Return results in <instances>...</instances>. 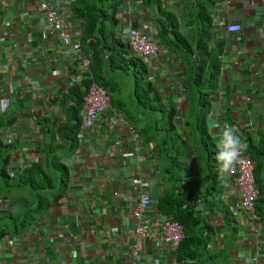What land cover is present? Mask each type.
Returning <instances> with one entry per match:
<instances>
[{"label": "crops", "instance_id": "crops-1", "mask_svg": "<svg viewBox=\"0 0 264 264\" xmlns=\"http://www.w3.org/2000/svg\"><path fill=\"white\" fill-rule=\"evenodd\" d=\"M162 1L179 19L185 36L180 4ZM71 6L62 5L61 15L79 31ZM120 9L117 19L123 34L138 27L156 43L158 56L148 64L150 79L162 96L173 95L181 116L185 107L181 95L184 67L161 42L154 22L156 13L148 11L142 0H123ZM208 14L212 22L210 47L221 52L222 69L220 85L209 98L206 125L221 150L226 125L242 142L246 134L255 137L257 131H264V0H221ZM231 23L241 25L240 33L225 32L224 27ZM44 33L45 21L34 2L0 0V100L20 102L11 108L18 109V119L5 134L18 146L14 156L18 162L36 160L32 153L38 139L36 117L59 111L51 99L60 97L77 77L74 54ZM105 71L107 78L119 76L117 70ZM123 105L117 103L119 108H115L110 104L101 125L80 136L79 149L65 160L69 183L64 197L26 232L0 240V264H183L176 262L167 247L158 249L149 240L138 257L135 255L134 209L140 195L149 193L154 207L145 218L157 231L162 214L156 205L163 185L153 157L154 143L146 144L139 137L142 142L138 146L125 125L109 127V117L121 113ZM245 123L251 128L243 127ZM220 178L227 186L223 199L229 213L216 209L210 222L214 227L211 248L214 257L225 251L228 260L220 258L217 264H264V220L256 232L246 216L233 209L236 193L232 177L221 171ZM134 179H141L148 187L135 188Z\"/></svg>", "mask_w": 264, "mask_h": 264}, {"label": "trees", "instance_id": "trees-1", "mask_svg": "<svg viewBox=\"0 0 264 264\" xmlns=\"http://www.w3.org/2000/svg\"><path fill=\"white\" fill-rule=\"evenodd\" d=\"M220 1L176 0L184 12V36L179 19L166 10V3L142 0L148 11L156 13L154 22L161 42L184 67L181 95L185 107L180 116L181 109L173 95L160 94L150 79L147 62L133 55L125 40L117 19L123 0H74L71 11L79 20L81 49L89 60L90 80L82 82L83 89L74 84L60 97L52 98L51 104H58L59 111L36 117L38 139L33 142L32 151L36 160L18 162L14 157L18 146L5 138L6 131L18 119V109L13 111V107L20 106V102L6 98L7 102L0 105V201L11 203L8 210L0 208V240L26 232L64 197L69 183L65 160L80 147L86 87L95 82L106 91L110 104L112 94L121 95L120 88L115 86L119 83L117 78H107V69L134 78L129 105L121 106V113L116 114L138 130L144 143L155 145L153 157L163 185L156 207L161 214L177 220L184 233L174 259L183 264L228 260L225 251L220 253L221 257H214L211 248L214 227L210 222L216 209L226 214L229 209L223 199L227 186L220 178L221 164L216 158L220 150L206 125L211 110L209 98L220 85L222 69L221 52L210 47L212 22L208 12ZM243 143L255 162L253 177L259 189L255 212L263 221L264 131H257L255 137L246 134Z\"/></svg>", "mask_w": 264, "mask_h": 264}, {"label": "built area", "instance_id": "built-area-1", "mask_svg": "<svg viewBox=\"0 0 264 264\" xmlns=\"http://www.w3.org/2000/svg\"><path fill=\"white\" fill-rule=\"evenodd\" d=\"M37 6L38 13L43 17L46 25V33L44 37H54L62 46L70 49L78 62L77 77L72 83L74 85H82L84 80L90 78L89 74V60L83 54L80 43V28L75 31L73 26L64 22L61 16V6L65 4H73L74 0H31ZM225 32L228 34H238L241 31V25L231 23L225 27ZM125 40L128 41L133 55L141 58L147 64L157 58L159 49L156 43L151 40L150 35L144 29L130 28L125 34ZM90 80V79H89ZM84 85H82L83 89ZM6 103L5 99L0 100L1 103ZM110 110V100L106 91L97 85L95 82H90L86 87L85 95L82 98V119L83 125L80 136L90 132L92 129L101 125L104 119L108 116ZM110 128H115L121 124L129 129V133L134 141L139 146L141 139L138 136V131L130 126L127 121L120 115H113L107 121ZM245 128H251L250 123L243 125ZM229 127L226 125L225 130ZM137 146V149H138ZM131 156V154L127 155ZM255 163L250 159L245 150L241 157L235 163L233 169L227 174L232 177L236 199L233 203L235 211L242 212L249 220L254 230L257 232L260 228V217L255 212V203L259 195V189L255 184L253 177V169ZM135 188L145 189L148 184L141 179H134L132 181ZM153 201L149 193H142L134 209V216L137 219V225L134 230L135 233V255L144 249L145 241L149 240L156 248L167 247L170 252L174 253L178 248L180 242L184 238L183 228L181 224L167 215H159L161 221L158 224V230L155 231L152 223L145 218L149 209L153 208ZM0 208L8 210L11 208V203L1 202ZM157 210V209H156ZM158 211V210H157ZM138 257V256H137ZM133 264H137L133 262Z\"/></svg>", "mask_w": 264, "mask_h": 264}, {"label": "clouds", "instance_id": "clouds-1", "mask_svg": "<svg viewBox=\"0 0 264 264\" xmlns=\"http://www.w3.org/2000/svg\"><path fill=\"white\" fill-rule=\"evenodd\" d=\"M246 147L247 145L241 141L239 136L234 135L232 128H228L224 132L221 150L216 157L221 164V171L223 173H227L233 169Z\"/></svg>", "mask_w": 264, "mask_h": 264}, {"label": "rangeland", "instance_id": "rangeland-1", "mask_svg": "<svg viewBox=\"0 0 264 264\" xmlns=\"http://www.w3.org/2000/svg\"><path fill=\"white\" fill-rule=\"evenodd\" d=\"M154 12H156V9L154 10ZM77 22H79V20H77ZM117 74H119V76H115V77L117 78L116 81L119 83H116L115 86L117 88H120L121 95L116 96V94H112L111 95V98H112L111 103L114 107H116V104L120 103V102L123 103L124 106L125 105L128 106L129 105L128 97H129V94H131V92H132L131 86H132V83H134V78H129L127 76L124 77V74L121 73L120 71H117ZM114 96H115V98H114ZM30 160L34 161L35 159L30 158Z\"/></svg>", "mask_w": 264, "mask_h": 264}]
</instances>
